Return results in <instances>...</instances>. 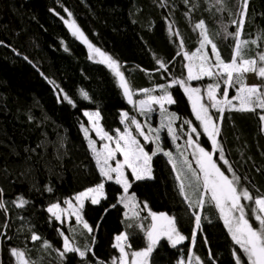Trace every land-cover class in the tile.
<instances>
[{
	"label": "trees",
	"instance_id": "trees-1",
	"mask_svg": "<svg viewBox=\"0 0 264 264\" xmlns=\"http://www.w3.org/2000/svg\"><path fill=\"white\" fill-rule=\"evenodd\" d=\"M161 2H166V7H160ZM199 2L201 7L193 11L192 21L203 18L213 34L220 31L222 23L228 24L227 13L215 9L208 12L203 0ZM228 6L236 11L235 0H229ZM65 8L72 12V18L89 42L121 65L120 70L137 93L140 89L168 84L173 78H186V62L182 55H177L179 42L183 39L185 50L198 47V32H193L189 18L184 15L187 8L182 0H0V41L3 42L0 44V188L9 202L18 195L32 201L24 209L8 204L9 227L3 231L11 239L0 238V264H14V258L9 255L10 247L27 248L32 259L40 264H57L55 252L51 249L45 252L40 247L41 241H31L29 228L55 248H61L62 239L56 229L62 226L54 219L51 224L48 222L46 207L56 200L63 205L65 198L101 180L80 130L81 123L88 126L83 112L100 111L101 125L110 134L116 129L122 130V111L138 120L143 118L128 104L113 73L106 66L92 62L85 45L71 35L61 19L68 18ZM248 16L244 38L254 39L258 32H264V0H250ZM169 23L180 33L179 37L169 35ZM229 31L235 28L230 26ZM216 42L222 57L230 60L233 40L217 37ZM250 47V54L255 55L258 49L255 45ZM157 59L167 63V72L159 68ZM49 81L63 89L76 107L58 102L57 90ZM209 82L205 78L192 81L191 85L204 88ZM81 90L89 94V100L83 99ZM170 91L177 103L168 109L180 117L173 125L179 136L176 142L180 145L189 130L183 120H191L194 126H198V122L183 90L173 87ZM158 94V91L153 92V95ZM233 94L234 91H230V96ZM260 114L264 111H225L221 126L226 157L254 195L264 193V130ZM154 116L152 120L157 124V116ZM161 135L165 149L172 150L174 144L167 132ZM201 140L210 150L207 138L201 137ZM153 175V180L133 184L130 192H135L139 201L147 202L152 211L176 216L180 231L188 237L194 229L193 213L207 215L211 223L203 222L204 232H197L193 252L206 264H212L207 260L209 249L216 264H235L232 250L237 246L231 241L217 210L188 207L177 189L175 173L162 154L153 159ZM48 186L53 187L54 192L45 191ZM121 191L118 185L108 182L106 200L98 205L85 202V219L94 227L100 224L95 232L93 251L106 264H110L112 256H118L112 244L115 235L123 231L133 233L134 248L145 246L138 229H126L123 215L126 210L122 205L110 208L105 214V209L116 203ZM141 215L146 216L147 212ZM5 218L0 212V225ZM63 230L68 234L67 227ZM205 236L209 240L207 246L203 243ZM80 240L85 242L83 237ZM161 245L153 253L154 264H176L180 251L169 247L166 241H161ZM189 245L190 241H186L178 248L186 254ZM89 259H92L91 254ZM65 264L81 262L76 254L70 253Z\"/></svg>",
	"mask_w": 264,
	"mask_h": 264
},
{
	"label": "snow or ice",
	"instance_id": "snow-or-ice-1",
	"mask_svg": "<svg viewBox=\"0 0 264 264\" xmlns=\"http://www.w3.org/2000/svg\"><path fill=\"white\" fill-rule=\"evenodd\" d=\"M203 2L208 6L205 9L208 12L215 9L216 12L227 13L228 24L222 23L220 31L213 34L203 18L199 21L191 20L193 11L201 7L199 0H182L187 8L184 15L189 18L193 32H198L199 37L198 47L195 50H185L183 39L179 42L180 50L177 55H182L187 61L184 65L187 71L186 78H173L170 83L158 85L157 88L140 89L139 92L145 98L138 100L133 99L137 90L131 87L124 72L120 70L121 65L112 56L90 43L76 20L72 18V12L67 8L64 9L68 18L61 17V19L71 35L87 46L90 59L94 56L101 58L97 62L105 64L118 79L119 87L123 90L128 104L133 105L134 108L138 107L145 121L142 123L135 116H129L127 111H122L120 123L123 125V130L116 129L114 134H110L101 125L100 111L83 112L90 127L81 123L80 130L88 142L101 180L73 197L65 198L63 205L66 207H62L59 200L46 207L45 211L49 214L48 222L51 224L54 219L62 226L56 229L62 239L61 248H55L51 242L29 228L31 241L33 243L41 241L40 247L45 252L49 249L55 252L57 264H65L70 253L76 254L81 264H106L93 251L96 242L95 232L100 224L98 222L95 227L91 225L85 219L84 209L86 201L98 205L101 200L107 199L105 184L108 182L118 185L122 191L118 193L116 203L110 204L109 208L105 209V214L110 208L122 205L126 210L123 213L127 221L126 229H138L145 239V246L134 248L131 243L132 232L126 230L115 235L112 247L117 250L118 256H112L110 264H154L153 253L162 246L161 241H166L169 247L180 251L176 264H206L204 259L193 252V249L197 244V232H204L203 222L211 223L207 215L202 217L201 214L193 213L194 229L188 237L180 231L176 216L152 211L147 202L139 201L136 193L130 192L136 182L155 179L153 159L160 154L167 158V163L171 165L179 194L189 208L203 211L205 207H212L217 210L231 241L237 246L232 250L235 264H264V193H259L257 190L259 194L254 195L242 183V177L237 174L233 164L226 157L221 128L225 111L255 112L257 109L264 111V44L261 43L264 41V32H258L254 39L244 38V26L249 19L250 0H235V12L228 6L229 0H203ZM160 7H166V2H161ZM230 26L234 27L235 31H229ZM173 28V24L169 23V35L179 37L180 33ZM217 37L233 40L230 60L226 61L222 57L216 42ZM2 43L0 41V44ZM251 45H255L258 49L255 55L250 54ZM209 46L211 54L208 52ZM156 62L160 69L168 71V65L164 60L157 59ZM249 73L255 74L262 83L249 85L246 82ZM205 78L210 82L204 88L191 85L192 81H202ZM49 83L54 90H57L58 102H67L72 107H76L74 100L64 93L63 89L53 81ZM173 87L183 90L190 102L195 121L198 122V126H194L191 120H183V124L189 129L184 133L187 136L186 147L181 150L177 145L175 155L165 149L161 137V133L166 130L173 144L179 139L173 125L180 117L166 107L177 103L170 91ZM155 91L159 94L153 95ZM230 91H234L235 94L230 96ZM80 95L84 100L90 99L86 91L81 90ZM153 113L158 114V127H153L151 124ZM259 119L264 122V114H260ZM90 132H94L97 139H93ZM201 137H206L210 142V150L203 145ZM99 142L103 143L98 148ZM149 145L154 147L149 148ZM188 149L192 150L190 155L195 167L188 158ZM243 179L246 180L247 177ZM45 191L52 193L54 188L48 186ZM9 203L17 209H24L32 201L23 195H18L9 202L4 198V190L0 188V212L6 217L5 222L0 225V238L10 240L11 237L3 231L9 227L7 220ZM145 211L147 215L142 216L141 213ZM102 219L103 217L101 221ZM144 221L148 223L145 224ZM64 227H67L68 234L63 230ZM81 237L85 242L81 243ZM186 241H190V245L185 254L178 246ZM203 243L206 246L209 244L206 236ZM89 254L92 259H89ZM9 255L14 258V264H40V261L32 259L27 248L10 247ZM207 260L216 264L211 249Z\"/></svg>",
	"mask_w": 264,
	"mask_h": 264
},
{
	"label": "rangeland",
	"instance_id": "rangeland-1",
	"mask_svg": "<svg viewBox=\"0 0 264 264\" xmlns=\"http://www.w3.org/2000/svg\"><path fill=\"white\" fill-rule=\"evenodd\" d=\"M80 41V40H79ZM81 42V41H80ZM82 43V42H81ZM83 44V43H82ZM85 45V44H84ZM85 47H86V49H87V52H88V56H89V49L87 48V46L85 45ZM208 52H209V54H211V49H210V46H209V50H208ZM90 59V58H89ZM99 59H101L99 56H94V58H92V59H90L92 62H94V63H98L97 61L99 60ZM186 63H187V61H185ZM98 64H101V63H98ZM101 65H104V66H106L105 64H101ZM107 67V66H106ZM108 68V67H107ZM109 69V68H108ZM249 85H254V84H260V83H262V81L261 80H259L258 78H257V76L255 75V74H253V73H249V74H247V81H246ZM235 94V93H234ZM233 94V95H234ZM137 97V98H136ZM133 98H134V100H138V99H143V98H145L140 92L139 93H136L134 96H133ZM190 103V102H189ZM191 106V105H190ZM154 107H156V106H154ZM166 107H168V105H166ZM135 110L136 111H138V107L137 108H135ZM154 115H156L157 116V124H154V121L153 120H151V124H152V126L153 127H158L159 126V117H158V114H156V113H153ZM154 115H152V119H154ZM143 118H141V120H139V121H141L142 123L145 121V117L144 116H142ZM87 118V117H86ZM88 121V120H87ZM89 127H90V125H88ZM262 126H263V130H264V122H262ZM122 130H123V128H122ZM166 131V130H165ZM163 133V132H162ZM161 133V134H162ZM90 136L93 138V139H97V137H96V135H95V133L94 132H90ZM161 137H162V135H161ZM139 139H141L142 140V138H140V137H138ZM170 138V137H169ZM171 139V138H170ZM186 139H187V137H186ZM186 139H185V141H186ZM185 141H183L182 142V144H180L179 145V143L178 142H176L175 144H174V146H173V149L172 150H169V149H166V150H169V151H172L173 152V154L175 155L176 154V146L177 145H179L180 146V148H181V150H182V147H186V144H185ZM87 142V141H86ZM101 143H103V142H99L98 144H97V147L99 148L100 147V144ZM184 145V146H183ZM87 146H88V142H87ZM152 147H154V145H151V147L150 148H152ZM88 149H89V147H88ZM90 150V149H89ZM191 149H188V158H189V160H192V157H191V155H190V153H191ZM90 152H91V150H90ZM91 155H92V157H93V154H92V152H91ZM118 158H120V159H122L121 157H119L118 156ZM95 162V161H94ZM192 163H193V167H195V162H194V160H192ZM230 175V174H229ZM193 199H195V197H193ZM62 207H66V205H62ZM73 220H74V218H73Z\"/></svg>",
	"mask_w": 264,
	"mask_h": 264
},
{
	"label": "water",
	"instance_id": "water-1",
	"mask_svg": "<svg viewBox=\"0 0 264 264\" xmlns=\"http://www.w3.org/2000/svg\"><path fill=\"white\" fill-rule=\"evenodd\" d=\"M122 92H123V90H122ZM127 100V99H126Z\"/></svg>",
	"mask_w": 264,
	"mask_h": 264
}]
</instances>
